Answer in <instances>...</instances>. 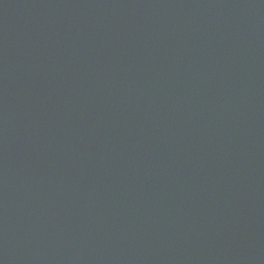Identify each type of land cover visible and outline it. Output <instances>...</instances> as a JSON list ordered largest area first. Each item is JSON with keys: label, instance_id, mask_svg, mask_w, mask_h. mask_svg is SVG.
I'll use <instances>...</instances> for the list:
<instances>
[{"label": "water", "instance_id": "obj_1", "mask_svg": "<svg viewBox=\"0 0 264 264\" xmlns=\"http://www.w3.org/2000/svg\"><path fill=\"white\" fill-rule=\"evenodd\" d=\"M0 264H264V0H0Z\"/></svg>", "mask_w": 264, "mask_h": 264}]
</instances>
